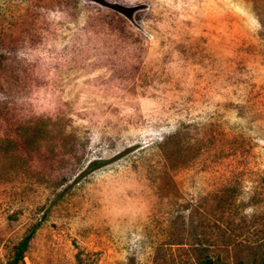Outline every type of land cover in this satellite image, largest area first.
Wrapping results in <instances>:
<instances>
[{
	"label": "rangeland",
	"instance_id": "rangeland-1",
	"mask_svg": "<svg viewBox=\"0 0 264 264\" xmlns=\"http://www.w3.org/2000/svg\"><path fill=\"white\" fill-rule=\"evenodd\" d=\"M264 262V0H0V264Z\"/></svg>",
	"mask_w": 264,
	"mask_h": 264
},
{
	"label": "trees",
	"instance_id": "trees-1",
	"mask_svg": "<svg viewBox=\"0 0 264 264\" xmlns=\"http://www.w3.org/2000/svg\"><path fill=\"white\" fill-rule=\"evenodd\" d=\"M33 232L26 234L22 240L18 243L15 249L14 257L10 261L9 264H22L25 257V252L27 251L29 247V243L33 237ZM198 264H225L224 262L220 261V259H215L212 257H206L203 260H201ZM264 264V262L262 263Z\"/></svg>",
	"mask_w": 264,
	"mask_h": 264
}]
</instances>
